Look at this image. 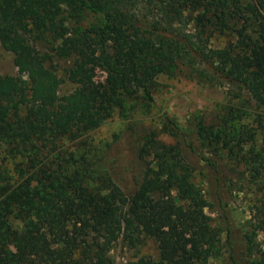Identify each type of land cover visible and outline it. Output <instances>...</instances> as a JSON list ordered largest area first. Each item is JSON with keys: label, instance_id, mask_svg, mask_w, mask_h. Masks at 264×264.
<instances>
[{"label": "trees", "instance_id": "16d2710c", "mask_svg": "<svg viewBox=\"0 0 264 264\" xmlns=\"http://www.w3.org/2000/svg\"><path fill=\"white\" fill-rule=\"evenodd\" d=\"M88 14L95 19L85 24ZM216 35L229 38L213 47ZM0 47L20 72L0 74V149L13 160L0 166V264H114L109 251L120 238L157 247L131 264H208L221 229L183 150L194 139L232 147L243 139L237 118L183 125L168 117L144 136L143 176L126 189L103 177L91 150L58 146L116 111L148 112L159 77L196 58L241 84L243 102L264 106V0H0ZM54 54L72 60L66 75L77 87L64 96ZM97 69L104 83L94 82ZM251 264H264V251Z\"/></svg>", "mask_w": 264, "mask_h": 264}, {"label": "rangeland", "instance_id": "374dc122", "mask_svg": "<svg viewBox=\"0 0 264 264\" xmlns=\"http://www.w3.org/2000/svg\"><path fill=\"white\" fill-rule=\"evenodd\" d=\"M94 19V15L88 14L84 23ZM228 38L216 35L208 44L223 46ZM40 47L51 51V44H40ZM71 63V59L55 54L49 62V66L62 78L60 96L77 87L66 75ZM193 68L203 69L202 77ZM193 68L183 66L175 76L161 75L148 112L140 111L125 118L116 111L83 137L63 139L58 150L67 153L79 148L82 152L91 150L93 165L105 169H99L103 177H112L126 189L143 176L146 160L140 156L139 148L144 136L151 129L162 126L168 117L177 118L183 125L199 119L211 124L230 117L237 118L242 142L236 140L232 147L215 149L194 139L193 147L186 145L183 152L194 168L196 184L203 189L209 201L207 212L212 223L221 229V249L208 264H251V259L264 251V106L254 101L243 102V98L249 97L244 87L224 77L213 61L200 64L196 58ZM0 74L20 75L15 54L4 47H0ZM106 79L107 74L97 69L94 82L101 84ZM160 137L173 141L165 133ZM51 153L55 155L57 150ZM5 165L13 167V160L6 150L0 149V166ZM96 182L102 184L103 181L96 178ZM249 236L253 237L252 243ZM249 246L252 247L251 253ZM109 253L114 264H131L142 256H156L158 250L151 239L131 247L120 238L110 247Z\"/></svg>", "mask_w": 264, "mask_h": 264}]
</instances>
